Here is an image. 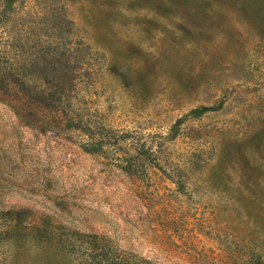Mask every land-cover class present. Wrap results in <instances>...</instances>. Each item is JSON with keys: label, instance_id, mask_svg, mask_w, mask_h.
I'll return each mask as SVG.
<instances>
[{"label": "rangeland", "instance_id": "obj_1", "mask_svg": "<svg viewBox=\"0 0 264 264\" xmlns=\"http://www.w3.org/2000/svg\"><path fill=\"white\" fill-rule=\"evenodd\" d=\"M2 1L5 56L69 62L81 124L0 97V264H264V0Z\"/></svg>", "mask_w": 264, "mask_h": 264}, {"label": "trees", "instance_id": "obj_2", "mask_svg": "<svg viewBox=\"0 0 264 264\" xmlns=\"http://www.w3.org/2000/svg\"><path fill=\"white\" fill-rule=\"evenodd\" d=\"M3 2V10L8 9L11 6V3L7 0ZM9 48V47H8ZM8 48L2 47L0 48V97L5 96V94H10V88L15 89L14 93L10 97L14 101V109L17 116L21 115L23 110H26V106L28 103H35L41 106L43 109H48L49 111H54L60 113L63 116L66 122V126H71L72 123L78 122L81 119H75L77 117L76 109L70 107V103L66 101V97L63 94H59V90L55 88L54 85L51 84V81L47 79L45 76L46 73H55L57 71L65 70L66 73H70L73 70V67L69 65V62L62 63V59L55 55V52L46 51L45 53H41V58L44 59L41 64H35L38 67V70L41 72L40 77H36L34 72L32 71V67L34 64L29 62L27 59H23L20 63H16L10 61L6 55ZM64 54L65 52L61 50ZM22 55V53H20ZM48 55L45 59V56ZM20 95H17V93ZM9 97V96H8ZM72 112V117L67 115V112ZM190 112H194L196 115L200 113L198 109H192ZM25 115H30L29 111L24 113ZM81 124V123H80ZM83 124V123H82ZM86 126L88 132L92 135L90 141L86 143V146L89 149H97L104 144H108L113 142L108 141L107 133L102 135L100 130L104 127H100L97 125L93 128ZM89 136V135H88ZM114 137V135H111ZM91 142V143H90ZM136 154L140 153L139 160L131 161L125 160L124 163L121 165L123 166L127 172L130 174H143L146 172L145 167L148 166L146 163H153L152 165L156 164L158 161L157 152L159 147H153L151 144H147L144 142L138 143L135 147Z\"/></svg>", "mask_w": 264, "mask_h": 264}]
</instances>
